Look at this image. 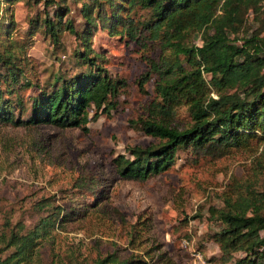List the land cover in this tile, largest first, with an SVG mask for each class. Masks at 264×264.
<instances>
[{
  "label": "rangeland",
  "instance_id": "1",
  "mask_svg": "<svg viewBox=\"0 0 264 264\" xmlns=\"http://www.w3.org/2000/svg\"><path fill=\"white\" fill-rule=\"evenodd\" d=\"M83 1L65 0L69 7L65 17L72 19L78 30L84 27L80 9ZM53 9L54 5L45 6L43 0H17L0 11L7 16L11 13L13 19L8 40L0 24V45L8 41L12 44L11 39L21 43L34 67L25 75L46 85L57 74L67 76L81 67L74 55L77 39L67 29L61 31L57 44L42 27L30 34L34 28L30 19H41L46 10L52 16ZM247 10L242 25L231 33L238 44L242 37L262 27L264 0L252 1ZM139 13L145 15L142 10L136 15ZM201 37V31H193L185 42L201 45ZM91 39L99 61L113 76L124 80L116 105L90 120L87 131L52 124L0 123V234L8 232V222L11 227L22 221L28 228L51 210L70 208L69 199L75 196L81 203L78 211L57 222L26 264H94L113 250L122 256L142 253L147 261V249H152V264H194L190 253L193 247L211 264H232L233 260L222 261L219 244L212 238L222 223L211 214L210 207H224L225 198L260 197L259 192L264 191V140L253 139L248 146L220 154L194 153L181 147L167 170L145 180L121 177L113 159L118 154L129 156L128 147L157 141L132 121L156 112L151 106L156 99L158 75L150 63L178 60L186 68L189 63L182 54L176 55L171 44L151 34L135 40L110 34L107 27L99 25ZM146 70H151L150 76L139 84ZM204 77L209 95H217L210 73L204 72ZM25 81L22 76L20 83ZM32 89L30 85L18 88L23 99ZM154 116L179 128L190 120L187 104L178 105L170 115L159 111ZM82 177L84 188L90 190L82 192L74 185ZM131 227L135 228V237L129 242ZM11 250H3L1 257ZM160 252L163 256L158 258ZM233 254L236 258L244 252Z\"/></svg>",
  "mask_w": 264,
  "mask_h": 264
},
{
  "label": "trees",
  "instance_id": "2",
  "mask_svg": "<svg viewBox=\"0 0 264 264\" xmlns=\"http://www.w3.org/2000/svg\"><path fill=\"white\" fill-rule=\"evenodd\" d=\"M15 1L0 0V11ZM43 1L45 6L54 5L52 16L46 10L41 19H30L29 24L34 27L30 34L42 27L53 44H57L61 31L67 29L77 39L74 55L81 67L67 76L57 74L48 85L42 84L25 75L34 67L25 57L21 43L12 39V44L2 42L0 123L15 126L52 124L87 131L90 120L114 108L124 80L109 72L92 47V35L100 25L107 27L110 34L135 40L151 34L152 38L171 44L176 55L182 54L189 63L188 68L178 60L161 59L150 63L151 70L158 75L156 99L151 106L156 112L139 115L132 121L157 141L128 147L129 156L118 154L113 162L121 177L145 180L163 172L174 164L176 152L181 147L194 153L220 154L231 148L248 146L253 139L264 140V19L262 27L242 37L240 44L231 36L242 25L244 13H248L254 0H84L80 8L84 18L82 30L65 17L69 12L65 0ZM140 10L145 12L144 16L136 15ZM12 22L11 13L8 16L0 14L7 40ZM211 29L214 30L212 34L209 33ZM193 31H201V45L186 44L185 38ZM151 70L142 73L139 84L149 78ZM204 72L210 73V81L217 86V95H209ZM22 76L26 81L21 84ZM27 85L33 89L23 99L18 88ZM227 88L233 90L227 91ZM180 104L188 105L190 116L189 123L182 128L154 116L159 111L170 115ZM74 182L78 190H90L84 188L83 177ZM259 194V198H225L224 207H210L211 214L222 223L212 233L219 244L222 261L264 264V191ZM69 201L70 208L51 210L38 217L31 227L25 228L22 221L10 227L8 222V232L0 234V243H4L0 254L9 247L12 250L4 258L0 255V264L30 262L40 241L50 234L57 222L78 211L80 200L71 196ZM130 232L129 242L135 237V228L131 227ZM235 251H243L244 255L235 258ZM145 253L150 256L147 261L142 253L128 252L122 256L113 250L98 257L94 264H152V249ZM157 256L162 257L163 252Z\"/></svg>",
  "mask_w": 264,
  "mask_h": 264
},
{
  "label": "built area",
  "instance_id": "3",
  "mask_svg": "<svg viewBox=\"0 0 264 264\" xmlns=\"http://www.w3.org/2000/svg\"><path fill=\"white\" fill-rule=\"evenodd\" d=\"M184 244L188 245V242L184 240ZM190 253L194 264H211V262L203 256L199 249L193 247L191 248Z\"/></svg>",
  "mask_w": 264,
  "mask_h": 264
}]
</instances>
